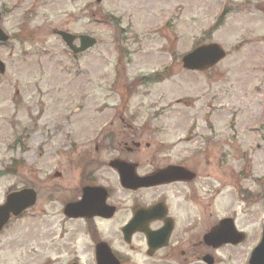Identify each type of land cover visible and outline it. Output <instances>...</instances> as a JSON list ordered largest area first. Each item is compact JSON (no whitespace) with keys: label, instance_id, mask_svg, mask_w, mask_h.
Segmentation results:
<instances>
[{"label":"rangeland","instance_id":"rangeland-1","mask_svg":"<svg viewBox=\"0 0 264 264\" xmlns=\"http://www.w3.org/2000/svg\"><path fill=\"white\" fill-rule=\"evenodd\" d=\"M1 10L2 27L14 37L0 46V168L19 160L24 165L0 180V205L33 180L39 199L0 237V264H94L97 240L119 251L126 264H151L141 242L131 249L122 238L136 195L130 203L129 194L119 192L124 211L110 222L86 225L62 210L82 175L97 167L96 158L106 163L120 151L150 163L155 144L164 155L194 148L195 170L222 189L207 201L210 211L235 214L243 242L215 251V264H236L256 246L264 228V123L257 131L264 119V0H0ZM57 31L90 35L97 44L74 58ZM208 43L227 57L208 71L185 70L182 58ZM166 70L160 82H137ZM143 134L142 149L128 154ZM67 140L89 149L55 153ZM219 159L228 166H218ZM55 171L62 177L53 179ZM196 214L195 264H204L199 241L210 222Z\"/></svg>","mask_w":264,"mask_h":264},{"label":"flooded vegetation","instance_id":"flooded-vegetation-1","mask_svg":"<svg viewBox=\"0 0 264 264\" xmlns=\"http://www.w3.org/2000/svg\"><path fill=\"white\" fill-rule=\"evenodd\" d=\"M144 84H147V82H144ZM263 113L264 112H260L259 116ZM258 123L259 128H257V131L261 129L260 127L262 123H264V119H259ZM143 136L144 134L136 135L134 137L136 138L135 140H132L134 148L132 149L128 147L126 151L128 154L139 152L142 149ZM46 137L48 139L47 132ZM111 137L112 134L110 133L109 142L111 141ZM64 142L66 148L61 150L57 149L55 150V153L61 154L62 156H69L73 155L76 151L89 149L88 146L83 147L80 141H76L74 143L67 141ZM154 146L155 151H152V161L150 163H145L142 159H132L130 156L125 155V153L120 151H118L117 155L112 154L114 157H110L106 163H103V161H101V164H99L100 161L98 158H96L94 164H96L97 167L93 166V170L86 173L83 172L84 174L82 175V181L78 185V190L75 194V197L65 202L62 212L64 211L67 204L82 200L84 189L86 187L105 188L108 194L107 204L114 208V211L112 213L114 214L112 215L113 217L109 219L105 217H93L80 219V221H84L86 225H94L101 222H110L114 220L115 217H117L122 211H124V209L121 208L123 204L117 197L119 192L129 194V198H127L126 202L130 203H132L130 196L136 195L137 197L134 198L135 201L130 205V207H127V216L125 215L126 217H124L123 219L124 224L122 225L121 233L123 227L132 223L138 211L146 210L145 219L142 217V215L140 216V218L144 219L146 232H136L131 237V242L129 244L126 243V245L129 246V248L133 249V245L136 240L141 242L144 247L143 251L145 257L148 260H151V264H164L163 261L168 259H180V264H195L197 256L196 244L193 243L195 242V238L193 237V234L191 232L195 228L194 226L197 219L196 211H198L199 214H203L205 217H207L208 221L210 222L208 229H206V231H204V233L202 234V241H199V243L203 246V251L198 258H201V260L203 261V258L205 256L211 255L216 261V258L214 256L215 251L223 250L229 247H237V245H224L220 248H214L213 246L207 245L204 241L205 235L212 229L216 228L221 221L227 218H232L235 221L236 216L235 214L229 216L226 212L222 217H219V215L210 211L212 204L207 201H213L219 195L221 196L222 189L220 185L219 187H216L210 182H206L205 177L201 174L199 175V172L195 170V149H188L186 152L171 151L165 153L167 155H164V147L162 145L155 144ZM145 148L152 149V145L150 143H146ZM109 149L112 153L116 152L113 145H110ZM44 152L45 151H43V153ZM96 152H98V147H96L95 149V153ZM86 161H89V159L86 158L85 162ZM113 163L126 164L127 166H122L125 170L121 169L122 172L127 171L126 175H130L131 171H134V173L141 178L157 175L158 182L159 173L170 170L174 171L171 174L166 175L165 178H167L169 181L158 183L154 186L141 187L139 189H129L122 186L120 181L121 171L113 166ZM218 166H220L221 168H226L228 165L226 162L222 161V159H219ZM19 171L20 170H18V172ZM238 177L241 179V176L238 175ZM206 178L210 177L207 176ZM45 179L47 181H51L50 177H46ZM33 182L34 185L29 184V186L37 192L38 204L39 190L36 189V181L33 180ZM50 193L51 191L48 190L47 194L49 195V197ZM149 194L153 195V197H151L150 199H148L147 197L149 196ZM33 209L25 212L19 219H11L3 232L0 233V237L9 228L14 227V224L16 222L23 220L26 217L27 213L31 212ZM148 210L150 212H148ZM217 216L218 218H216ZM146 217H151V219L147 220L148 222L145 224ZM67 219L72 221V219ZM166 223L170 224V226L172 227L168 247L163 249H159V247H157L156 249L152 250L149 246L147 234L156 233L159 239V231L166 226ZM202 223L203 222H201V225ZM197 226H199V223H197ZM180 227H182V234L179 237L177 233L180 232ZM99 242L101 241L97 240L96 244H98ZM156 245L158 246L157 243ZM113 251L121 264H126L125 257H123L119 251L116 252L114 249ZM243 253V258L241 260L238 258L236 264H245L247 253L246 251H243ZM93 259L94 264H97L96 251L94 253ZM231 261L232 260H230L228 264H233L231 263Z\"/></svg>","mask_w":264,"mask_h":264},{"label":"water","instance_id":"water-1","mask_svg":"<svg viewBox=\"0 0 264 264\" xmlns=\"http://www.w3.org/2000/svg\"><path fill=\"white\" fill-rule=\"evenodd\" d=\"M102 0H97L100 3ZM67 44L69 49L74 54H79L87 51L96 44V40L89 36H73L66 32H58ZM8 36L1 29V16H0V42L8 41ZM79 39L80 47L74 46V42ZM226 57L225 51L217 44L204 45L195 49L183 58L184 68L188 71H205L222 61ZM0 72H5V66L0 61ZM119 171H121V182L129 189H137L141 187L154 186L158 183L169 181L164 178L162 182L156 180V176L148 178H139L135 175L134 171H131L130 175H126V172H122L121 169L125 170L122 166H127L121 163H113ZM132 169V168H131ZM14 174V171L0 172V178L6 174ZM166 172L161 173L159 178H162ZM170 174V173H169ZM168 175V174H167ZM35 194L33 191L24 190L21 192L13 193L9 196L6 205L0 207V230L7 223L11 215L18 216L26 208L31 207L35 203ZM107 194L103 189H91L86 188L84 191L83 200L78 204L68 205L65 214L74 219L78 218H92L94 216H101L110 218L112 216L113 208L107 207L106 205ZM145 219V218H144ZM144 219L137 216L135 220L124 229L125 239L127 242L130 241V237L137 231L146 232L144 226ZM151 217H146L147 220ZM170 224L159 231V248L167 245V241L171 232ZM151 248L154 250L158 246L156 245L157 234H147ZM205 241L208 245L214 247H220L227 243H239L241 237L239 234H235L233 224L230 221H225L222 226L205 237ZM97 261L98 264H119L113 257L108 245L101 243L97 247ZM205 261L208 264H213L211 258L207 257ZM249 264H264V231L260 244L253 251Z\"/></svg>","mask_w":264,"mask_h":264},{"label":"trees","instance_id":"trees-1","mask_svg":"<svg viewBox=\"0 0 264 264\" xmlns=\"http://www.w3.org/2000/svg\"><path fill=\"white\" fill-rule=\"evenodd\" d=\"M167 75H168V71H167V72H165V73L159 74V76H158V77L156 76V77H157V79H159V80H160V79H162V78H165V77H167ZM156 77H155V78H156Z\"/></svg>","mask_w":264,"mask_h":264}]
</instances>
